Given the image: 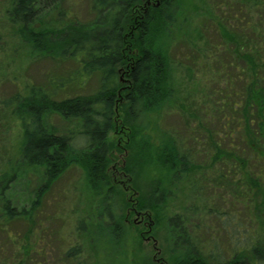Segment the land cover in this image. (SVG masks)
Masks as SVG:
<instances>
[{
  "label": "trees",
  "instance_id": "trees-1",
  "mask_svg": "<svg viewBox=\"0 0 264 264\" xmlns=\"http://www.w3.org/2000/svg\"><path fill=\"white\" fill-rule=\"evenodd\" d=\"M62 1L9 0L3 9L14 34L40 56L71 59L77 67L67 76L51 79L47 86L18 87L9 97L0 98V145L7 138L9 122L20 138L17 156L8 152L0 156V264L46 263L50 236L60 245L55 264H84L80 247L62 248L60 230L44 222L54 215L43 211L45 194L73 166L83 170L88 188L99 199L98 220L105 235L123 245L128 223L115 208L120 192L108 175L115 150L124 156L123 151L130 153L118 168L123 175L133 172L131 156L141 166L151 153L149 157L161 165L160 174L169 186L180 174L187 176L213 166L214 184L201 180L194 185L201 189L212 183L211 192L226 190L229 195L233 190V197L244 196L250 218L257 224L244 232V245L232 247L229 261L217 250V264H264V0H209L217 35L213 47L219 59L214 64L202 61L223 84L215 103L221 113L216 120L222 127L217 133L212 127L206 129L209 141L202 145L207 144L208 149L202 150L196 144L182 150L172 134H164L162 141L151 145L138 122L141 116L161 110L174 95L170 52L174 36H181L179 32L185 29L180 17L186 15L190 0H90L92 17L87 21L65 20L68 13L60 9ZM56 9V21L47 23V15ZM209 48L204 49L205 58L212 61L215 56ZM221 53L225 58H220ZM93 74L100 77L93 91L57 98L71 82L81 84ZM51 113L58 114L67 126L57 129L49 122ZM121 132L125 137H120ZM190 135L197 140L195 133ZM201 151L209 159L205 164L195 159ZM37 172L42 183L33 189L31 203L14 205L9 184L21 174L33 178ZM136 197L130 201V212L146 219L151 215L157 225L168 217L175 264L179 249H201L184 227L185 215L167 214L164 186L147 196L138 191ZM19 222L24 227L16 230ZM89 222L82 220L78 229L89 231ZM212 254L208 251L207 258Z\"/></svg>",
  "mask_w": 264,
  "mask_h": 264
},
{
  "label": "rangeland",
  "instance_id": "rangeland-1",
  "mask_svg": "<svg viewBox=\"0 0 264 264\" xmlns=\"http://www.w3.org/2000/svg\"><path fill=\"white\" fill-rule=\"evenodd\" d=\"M8 4L9 0H0V98L2 99L13 94L18 87L25 88L30 84L47 86L51 79L67 76L77 67L71 59L60 60L40 56V53L31 45L14 34V28L3 12ZM60 9L68 13L65 20L77 18L79 21H87L92 17L90 0H64L61 2ZM185 9L186 15L183 13L180 17L182 28L185 29L183 33L179 32L181 36H174L170 52V80L175 90L174 95L161 110L141 116L138 122L144 127L145 134H148L147 140L151 145H157L162 141L164 134H172L181 144L182 150L195 144L202 150L208 149L207 144L202 145L209 141V133L206 129L212 127L217 133L222 127L216 120L221 113L218 112L215 103L216 95L222 90L223 84L219 76L216 77L210 72L207 65L203 66L202 61L204 59V62L210 61L214 64L216 59H219V54L213 47L217 35L212 23L210 1L190 0ZM56 10V13L52 11L47 15L45 20L47 23L56 21L58 9ZM184 16L187 21L184 20ZM207 46L208 48L212 46L209 48L215 56L212 61L205 58L204 49H208ZM220 56L225 58L222 53ZM231 71L232 69H229V72ZM212 77L215 78L211 79ZM99 81V75L93 74L81 84L75 85L74 83L77 82H71L67 88L59 91L57 98L87 94L98 86ZM3 119L5 120L6 116ZM49 122L60 130H62L60 127L67 126V122L56 113L50 114ZM13 126L9 122L6 130L7 138L4 144L0 145L1 157H4L7 152L17 156L20 138L19 131L16 127L12 128ZM122 133L121 138L125 137V133ZM192 133L198 136L197 140L189 137ZM123 152L125 156L115 150L116 156L108 170L110 183L114 184L120 192L115 208L123 216L126 224L128 223L124 231L123 245L111 241L100 227L99 199L94 197L93 192L88 188L85 174L80 167L73 166L66 170L53 181L45 194L43 211L48 216L52 215V212L54 215L45 219L44 222L47 224L50 222L53 229L60 230L63 239L62 248L66 249L75 244L80 247L84 264H146V262L148 264L154 248L170 250L167 216L157 225L151 215L146 222L142 223L136 221L140 218L139 216L133 211L130 212L132 210L130 201L137 198L138 191L147 196L151 195L153 189L158 186L160 188L164 186L168 195L167 214L171 216L181 212L185 215L184 227L189 229L192 240L202 250L220 249L223 256H230L234 245H244L247 238L244 232H248L251 227L255 229L256 220L250 218L245 206L248 201H244V196L238 199L233 197L236 195L233 190L229 192V195L226 194V190L211 192L215 180L213 177H216V169L213 166L200 171L195 170L194 174L187 176L180 174L169 186L163 177L164 174H160L163 172L161 165L149 157L151 153L145 156L148 160H142L141 166L135 165V159L132 156L130 159L128 157L129 164L133 165V172L125 175L120 173L118 168L122 165L124 158L126 157V162L127 156L130 155L129 151ZM155 152L156 146L153 155ZM201 152H196L195 159L205 164L209 159L204 158L205 153ZM17 177L9 184L8 194L14 205L27 207L34 198L33 189H37L42 181L38 172L33 178L28 177V174ZM201 180L205 184L208 181L213 184H207L200 189L194 184ZM132 189L136 193H133ZM124 200H128L129 205H124ZM193 205L197 207L195 210L192 208ZM127 215L128 217H125ZM82 220L92 222L89 231L78 229ZM23 227L22 222L15 224L16 230ZM147 237L150 240H147ZM50 238L51 247L48 249L50 258L45 261L46 263L41 264H55L54 259L58 257L59 242L52 240L53 236Z\"/></svg>",
  "mask_w": 264,
  "mask_h": 264
},
{
  "label": "flooded vegetation",
  "instance_id": "flooded-vegetation-1",
  "mask_svg": "<svg viewBox=\"0 0 264 264\" xmlns=\"http://www.w3.org/2000/svg\"><path fill=\"white\" fill-rule=\"evenodd\" d=\"M136 213V212H135ZM140 218L137 219L136 221L139 222H146V218L140 214ZM147 240H150V238L147 237ZM154 251L152 252V255L150 256V262L151 264H175L173 255L176 253L175 250H163V249H157L154 248ZM208 251L213 253L212 255L208 257ZM217 250H202V249H197L193 251H189L186 248L179 249L178 252V259L176 261V264H197L198 263H203V264H217L216 262V257H217ZM204 253V254H202ZM204 255V256H202ZM232 255V254H231ZM223 256V259L229 261L233 256Z\"/></svg>",
  "mask_w": 264,
  "mask_h": 264
}]
</instances>
